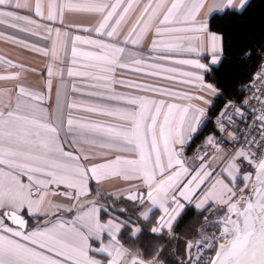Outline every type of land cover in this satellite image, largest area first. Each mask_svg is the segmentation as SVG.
Wrapping results in <instances>:
<instances>
[{
    "label": "snow or ice",
    "instance_id": "1",
    "mask_svg": "<svg viewBox=\"0 0 264 264\" xmlns=\"http://www.w3.org/2000/svg\"><path fill=\"white\" fill-rule=\"evenodd\" d=\"M248 6L249 0H213L211 4L208 0H66L62 4L48 0L45 14V4L36 0L35 16L51 22L59 19L63 24L65 10L95 14L98 17L95 25L82 29L85 33H94L95 38L69 37L65 32L63 44L71 43L73 63L77 55L97 62L95 66L102 75L93 79L115 84V70L131 65L177 71L152 62L167 60L173 52L194 53L198 57L207 52L210 65L219 64L224 51L223 36L210 32L213 13L242 14ZM21 7L19 0H0V24L7 23L21 32L29 29L16 22L38 28L35 20L8 10ZM46 31L49 36L53 33V29ZM61 35L60 29H55L53 58ZM165 35L173 40L162 42L159 38ZM9 39L17 38L10 36ZM146 40L150 42L147 57L140 51ZM77 43L96 51L78 53ZM174 63L197 70L183 71L180 75L186 78L183 83H192L201 94L188 95L137 83L127 87L185 103L145 95H121L110 87L103 93H90L98 96L100 103L87 111L114 117L116 123L76 121L69 112L76 105L68 102L63 84L57 90L54 111L42 106L40 93L24 85L18 86L14 102L3 98L11 90L0 92V264H163L160 258L163 249L154 251L151 259H143L118 238L124 229L131 237L141 231L140 227L129 224L130 218L102 220L101 214L107 208L99 201L104 193L96 189L95 196L90 197L93 190L89 183L95 181L99 185L111 176L141 181V185L134 187L142 186L146 192L128 190L126 195L120 191L107 195L138 201L140 205L147 202L159 208L164 215L155 221L153 233L165 228L169 233L173 231V223L185 207L182 200L194 203L197 209L210 201L217 206L216 219L200 230V240L195 244L185 240L188 264L193 259L199 264L201 259L190 255L194 248L209 251L211 258L205 264H264V131L259 138H246L243 145L233 147L231 152L209 137L207 144L221 155L222 165L210 168L205 159L207 153L198 157V165H189L183 150L197 133L205 114V108L192 101L211 106L206 96L219 95L220 90L205 80L211 69L200 59H181ZM47 75H53L51 67ZM68 75H73L71 69ZM18 79V75H0V80ZM48 87L50 91V80ZM72 91H76L75 86ZM107 101L118 104L109 105ZM237 112L243 115L239 108ZM257 119L264 128V114ZM231 138L238 143L235 135ZM81 144L135 153L138 158L101 156L104 162L93 163L97 157L89 153L81 155L77 148ZM245 163L255 172L243 170L241 166ZM238 176L242 187L237 183ZM209 177L213 180L206 184ZM51 197H63L66 202L58 203ZM150 211L140 213L143 220H149ZM63 213L74 215L65 217ZM94 244L98 246L93 247ZM92 253L100 254L103 259L95 258Z\"/></svg>",
    "mask_w": 264,
    "mask_h": 264
},
{
    "label": "crops",
    "instance_id": "2",
    "mask_svg": "<svg viewBox=\"0 0 264 264\" xmlns=\"http://www.w3.org/2000/svg\"><path fill=\"white\" fill-rule=\"evenodd\" d=\"M45 4V14L47 13V3L48 0H42ZM59 3H64L66 0H58ZM146 2V0H142ZM209 4L213 0H208ZM22 7L20 9H8L16 12L19 15L27 16L29 19L35 20L39 25L37 28L35 25H25L22 21L16 22L20 27L29 29V31L21 32L19 28L9 27L7 23L0 24V75H18V80H0V92H3L5 89L11 91L7 92L4 95V99H11L15 101L16 92L19 85H24L30 90H35L43 96L42 106L47 108L49 111H54L57 101V90L60 88L61 84L64 87V94L68 98V102L75 103L76 107L69 109V112L74 117L76 121L79 122H88V121H104L107 123H116L114 117H104L99 116L94 113L87 111L90 107L95 106L97 103H100L98 96L90 95V93H103L112 88L116 93L121 95L135 94V95H145L149 98L164 99L166 102H175L179 104L185 103V101L176 100L173 101L171 97L159 96L156 93L151 92H138L135 89L127 87L130 83L137 84H148L153 87L169 90L172 92L178 93H187L188 95H198V93L192 83H183L182 81L186 79L181 76L180 73L183 71H197L196 69H190L186 65H180L174 63L176 60L181 59H200V62L210 65V56L207 52L201 56H197L194 53L187 52H173L168 54L169 59L152 61L162 65L164 68L171 67L175 68V72H165L161 68L157 69H147L143 65L136 66L131 65L128 68H117L114 72V79L117 81L115 84H110L109 81L105 80H96L93 79L94 76L102 75L99 67H96L95 61L89 59L83 55H77L75 58V63L72 62L71 55V43L69 42L67 46L63 44L65 37L63 33L67 32L69 37H74L80 35L81 37L95 38V34H89L82 31L85 27H92L95 25L98 17L95 14L79 11H68L63 12V24L60 23V20L57 19L55 22L48 21L46 18L41 19L35 16V3L36 0H19ZM27 5V8L24 7ZM207 11V9H205ZM214 14V13H213ZM134 20V17H133ZM132 21H129L131 24ZM59 28L62 35L60 40L56 43V57H52V47L53 41H56L55 29ZM46 29H53L51 36L48 35ZM35 32L36 34H31ZM210 32H212L210 30ZM216 33V32H212ZM218 34V33H217ZM15 37L16 40H10L9 37ZM162 42L168 43L173 40V37L165 35L159 38ZM207 43V40L205 41ZM131 47V46H129ZM150 47L149 41L142 42L140 46L141 53L147 57L149 52L147 49ZM78 53L86 52H95L91 46L86 44H76ZM48 54L45 55L44 53ZM11 65H17L13 67ZM218 65V64H217ZM217 65H210V69ZM51 67L53 70V75L49 77L47 75L48 68ZM135 67H140L142 70L139 72L133 71ZM71 69L73 72L72 76L68 75V70ZM148 71H155L157 74L154 76L146 75ZM171 76L172 79L167 77ZM206 77V75H205ZM51 81V90L49 91L48 82ZM206 80V78H205ZM119 81H123L121 84ZM207 81V80H206ZM209 82V81H207ZM210 83V82H209ZM96 85V87H93ZM75 86L76 91H72V87ZM218 95H209L206 96V99L210 100L212 103L214 98ZM109 105H117V101H107ZM192 103L200 105L205 108V114L201 117V122L198 128L197 133L193 138L203 129L207 121L210 119L209 110L211 106L203 105L200 101H192ZM211 103V105H212ZM213 137V132L208 135L203 141L199 142L193 150H189V146L192 143L188 144L184 148V158L186 159L189 165H198L200 160L196 159L194 152L198 150L202 143H207V139ZM177 150H180V146L177 145ZM77 148L80 150V154L89 153L93 156H96L97 159L93 163H102L104 162L101 159V156H107L109 159H114L116 156H119L121 159H137L135 153L129 152H115L109 151L105 148L99 147L97 145L81 144L77 145ZM245 171L255 172L254 168L245 169ZM217 175L214 173V176ZM240 178V176H238ZM213 177H209L206 180V184L209 181H212ZM228 182L227 180L225 181ZM141 185V181L130 179L125 180L122 176H111L108 179L101 182L97 185L95 181H90L89 187L93 191L90 192L89 196H95V190L100 189L104 195L100 199V203L106 205L107 211L101 214V218L104 221L108 219L116 220H126L129 219V224L132 226H138L141 228V231L135 236L131 237L128 234V230H122L119 235V239L130 250H133L135 254H138L143 259H151L152 253L163 249L161 253V260L163 264H186L187 256L189 253L185 252L184 242L189 240L192 243L195 239L200 240V235H198L201 226L206 227L207 224H210L213 220L216 219V211L218 210L217 206L213 202L205 204L202 209H197L194 203H189L188 201H183L185 207L180 213V216L173 223V231L168 232L167 228L161 230L160 233H153L151 231L152 227L156 226L155 221L159 216L164 215L163 212L157 208L153 207L150 203H145L140 205L138 201H128L127 199L121 197H109L108 192H124L127 194L128 190L132 192H146L142 186L137 188L134 186ZM63 191V188H61ZM58 203H64L65 198L63 197H51ZM111 204V206L109 205ZM194 208L198 212H205L203 217V222L200 227L197 229L195 236H186L181 232L176 231V226L181 219L182 215L187 209ZM121 209H126V211H120ZM151 209L149 212V220H143L140 215L141 212H145ZM126 213V215H125ZM65 217L73 216L74 213H63ZM207 217V219H205ZM206 234V233H205ZM173 236L177 237L174 239ZM196 241V240H195ZM107 243V239H105ZM97 244H94L93 247H97ZM198 251L197 249H195ZM194 249L191 251L190 255L195 256L197 253ZM95 258L103 259L102 256L98 253H92Z\"/></svg>",
    "mask_w": 264,
    "mask_h": 264
},
{
    "label": "trees",
    "instance_id": "3",
    "mask_svg": "<svg viewBox=\"0 0 264 264\" xmlns=\"http://www.w3.org/2000/svg\"><path fill=\"white\" fill-rule=\"evenodd\" d=\"M210 30L223 36L224 51L221 62L212 67L205 78L220 90V94L214 98L210 107V119L193 138L189 150H193L212 133L213 118L227 101L242 102L245 99L246 92L241 87L252 80L264 61V0H249V6L242 14L214 13L210 20ZM204 215L205 212H198L194 208L187 209L176 231L186 236H195Z\"/></svg>",
    "mask_w": 264,
    "mask_h": 264
},
{
    "label": "built area",
    "instance_id": "4",
    "mask_svg": "<svg viewBox=\"0 0 264 264\" xmlns=\"http://www.w3.org/2000/svg\"><path fill=\"white\" fill-rule=\"evenodd\" d=\"M241 88L246 92L245 99L242 102L227 101L218 115L213 118L211 125L216 143L228 152H231L233 147L243 145L246 138L250 136L259 138L261 132L264 131L261 121L257 119L258 116L264 114V61L257 69L252 80ZM237 108L243 113L242 116L237 112ZM232 135L237 137L238 143L231 138ZM205 153H207L205 159L208 160L210 168L216 169L222 165L221 155L216 153L215 148L207 143H202L200 148L194 152V155L198 159L199 156H204ZM209 157H215V159H208ZM241 167L243 170L249 168L246 163ZM237 183L240 187L243 186L240 178L237 179ZM245 196L247 197V192H245ZM194 257H201L199 264H205L211 258L207 249L198 250ZM192 264H197V260L193 259Z\"/></svg>",
    "mask_w": 264,
    "mask_h": 264
},
{
    "label": "rangeland",
    "instance_id": "5",
    "mask_svg": "<svg viewBox=\"0 0 264 264\" xmlns=\"http://www.w3.org/2000/svg\"><path fill=\"white\" fill-rule=\"evenodd\" d=\"M203 225H204V224H203ZM207 225H209V224H207ZM201 227H202V226H201ZM201 229H202V228H200V230H201ZM199 232H200V231H199ZM206 234H207V233H206ZM195 240H196V241H195ZM195 240H194L193 244H195L196 242L199 241V240H197V239H195ZM194 251H196L195 248H194ZM196 252H197V251H196Z\"/></svg>",
    "mask_w": 264,
    "mask_h": 264
}]
</instances>
